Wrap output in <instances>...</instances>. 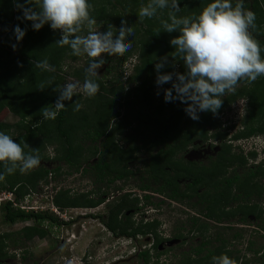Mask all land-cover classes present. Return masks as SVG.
<instances>
[{
  "label": "trees",
  "instance_id": "trees-1",
  "mask_svg": "<svg viewBox=\"0 0 264 264\" xmlns=\"http://www.w3.org/2000/svg\"><path fill=\"white\" fill-rule=\"evenodd\" d=\"M147 2L89 0L93 6L90 15L103 24L102 32L107 31L108 24L114 26L115 32L122 20H126L128 25L135 23L141 4ZM210 2L179 0L181 9L177 15H198ZM232 2L234 5L236 1ZM184 3L189 7L186 8ZM243 3L246 10L256 15V27L250 32L260 44L261 57L264 58V0H253L250 5L248 0ZM198 5L199 8L192 7L191 12L190 7ZM121 7L122 11H119ZM168 11L164 9L160 19H167ZM119 12L125 16L120 17ZM22 16L14 0H0V27L7 34L0 45V131L12 136L17 143H27L30 147L25 148L26 153L38 149L41 161H56L67 167L65 175L90 174L96 183H105L107 187L123 183L118 188L120 193L132 190L129 189L132 186L127 183L137 179L140 181L139 189H133L149 193L142 197L145 205L153 207L154 198L159 196L164 199L162 203H177L196 210L198 217L191 214L187 223L192 225L190 235L200 236L202 242L177 264H212V258L222 254L228 255L235 264H264V208L253 202L255 197L264 199V187L261 184L264 179V161L253 170L245 169L247 158L242 153L233 154V146L228 144L229 133L227 130L219 131L223 126L220 116L239 100L247 99L248 115L240 131L233 135V140L238 142L256 135L264 136V76L251 82L250 86H242L226 94L218 114L201 112L199 120H193L184 111L186 104L179 100L165 101L164 90L171 88V83L162 85L161 90V86L156 84L155 63L161 57L168 56L170 62L169 66L161 70L163 73L186 71L179 57H176V61L172 58L175 49L170 40L178 36L179 32H163L160 19L153 23L152 18H147L148 28L144 29L141 24L136 26L134 35L142 34L145 37L146 34L148 37L137 42L140 45L137 46L140 63L125 83L120 80L119 86L109 90L104 78L98 76L99 91L94 97L74 96L72 101L64 102L65 108L59 111L55 120H43L41 109L46 106L54 108L58 99L54 88L61 83L63 63L66 60L73 64L79 63L86 59V55L74 56L69 46L55 44L62 35L59 30L54 31L46 24L36 31L31 21L18 19ZM16 26L26 32L22 41L15 38ZM157 28L162 31L159 35L155 31ZM12 45H16V48ZM132 54L129 51L117 63L122 66ZM109 56L104 61H109ZM45 59L55 67V72L35 67L36 61ZM89 62L90 59L82 68L72 67L69 75L83 83ZM172 63H175V67L171 66ZM115 70V66H111L107 71L108 76ZM243 82L245 80L239 84ZM41 83L46 88L43 91L38 87ZM158 89L160 97L156 98L159 96ZM77 100L83 105L79 111L73 107ZM125 108L129 110L123 114ZM6 110L19 117L20 122L15 125L3 122L1 115ZM38 121L42 122L38 127H33ZM211 130L215 131L214 134H210ZM199 141L202 145H219L220 151L207 164L191 162L185 157L191 148L197 147ZM53 147H56L55 155L50 158L46 153ZM250 156L257 157L255 153ZM90 159H97V162L90 169H82V165ZM136 162H140L143 168L134 170L132 164ZM62 166L54 171L41 166L21 177L18 169L13 174H7L0 163V173H4V179L0 180V195L11 193L15 196V202L19 203L38 191L41 181L48 185L50 179H54V174L62 175ZM238 168L244 169L241 174ZM96 193L89 191L73 195L71 190L60 189L53 197V205L61 212L67 209H95L105 202L102 197L104 193L99 198H93ZM15 202L8 201L1 206L2 221L11 226L28 221H33L35 225L0 236V261L9 257L6 249L11 245L18 247L22 241L31 242L36 238L43 240L48 237L50 232L46 225H67L55 214L22 210L15 206ZM141 203L138 194L129 192L111 202L105 214L92 217L118 238L136 240L152 237V250L141 252L139 257L144 264H160L159 247L165 242L159 233L162 223L158 219L142 221V224L133 221V215L139 212ZM201 217L206 222H202ZM251 218H254L253 223L258 228L254 232L255 237L263 233L260 237L263 243L256 247L254 240L250 239L242 257L241 251H231L228 245L233 246V242L244 238L245 227L252 226ZM211 230L217 232L208 237L206 234ZM153 252H156V256H153ZM248 253L253 255V259H248Z\"/></svg>",
  "mask_w": 264,
  "mask_h": 264
},
{
  "label": "clouds",
  "instance_id": "clouds-1",
  "mask_svg": "<svg viewBox=\"0 0 264 264\" xmlns=\"http://www.w3.org/2000/svg\"><path fill=\"white\" fill-rule=\"evenodd\" d=\"M14 5L23 13V16L18 19L31 21L36 31L46 24L50 25L54 31L59 30L62 33L61 38L56 40L55 44L60 47L69 46L74 56L87 55L90 58L83 83L69 82L54 88V91L58 93V99L54 108L46 106L41 109L43 120H55L59 111L65 108L64 102L72 101L74 96L94 97L99 91L96 78L99 76L98 70L104 65V55H123L132 47L128 37L133 35V30L126 20L121 21V26L116 28L115 32L112 24L107 25V31L97 30V20L90 15L93 6L89 0H24L23 3L20 0H14ZM164 9H169V11L167 19H160L163 32H179L178 36L170 40V44L175 49L172 55L173 61L179 57L186 71L184 73L178 71L163 73L161 70L169 66L170 62L168 56L161 57L155 63L156 84L162 86L165 83H171V88L164 90L165 101L179 100L186 104L184 111L191 119L198 121L201 112L218 114L223 104L222 98L228 93L235 92L240 81L247 80L251 83L264 76V58L261 57V47L250 32V29L256 27V15L253 11L244 8L243 0H236L234 5L232 0H211L195 16H178L179 0H148L147 4H141L138 17L140 20L159 18L158 11ZM155 31L157 35L162 32L160 28ZM25 35V30L16 26V40L22 41ZM12 47L15 49L16 45ZM171 66L175 67V63ZM35 67L49 72L56 70L47 59L36 61ZM48 83L51 84L52 81L49 80ZM38 87L41 91L46 89L44 83L39 84ZM73 107L75 111H79L83 105L77 100ZM246 107L247 110L243 108L245 114L241 119L242 122L248 115L247 102ZM226 115L228 114L224 113L220 117L224 129L228 133L240 131L242 122L240 124L225 122L222 117ZM41 122L38 121L33 127H38ZM230 137L232 144L229 145L234 146L236 141L233 140V136ZM257 138H262L258 146L254 144L257 143ZM237 145L238 151L248 161L259 158V152L264 155L263 135L238 141ZM29 147L27 143H17L12 136L0 131V163L4 165L7 174H13L17 169L23 174L40 165L41 157L38 149H32L26 153L25 148ZM252 153H255L257 157H251ZM3 179L4 173H0V180ZM52 182L53 180L50 179V184L45 185V189L53 191ZM144 195L139 196L142 202ZM30 196L36 197V192L31 193ZM31 197L30 202L34 206ZM35 200L34 202H38L37 199ZM6 202L8 201H2L0 207ZM52 207L55 206L52 205ZM45 211L47 212V208ZM30 212L35 213V211ZM55 216L59 218V215L55 214ZM212 264H235V262L228 255L222 254L214 256Z\"/></svg>",
  "mask_w": 264,
  "mask_h": 264
},
{
  "label": "rangeland",
  "instance_id": "rangeland-1",
  "mask_svg": "<svg viewBox=\"0 0 264 264\" xmlns=\"http://www.w3.org/2000/svg\"><path fill=\"white\" fill-rule=\"evenodd\" d=\"M248 1L249 5L253 2V0ZM184 5L186 8L189 7L187 3H184ZM192 7H197L198 9L199 5L191 6V12L193 11ZM249 8H251V6H249ZM119 11H122V7L119 8ZM162 12L163 10L158 11L157 16L159 18L154 17L151 19V21L153 23H157V20L161 18ZM116 13L118 12L116 11ZM119 16L124 17L125 15L119 12ZM136 19L137 21L135 23L132 22L129 24V26L133 30V35L129 36V40L132 43V47L130 48V50L126 51L123 55H110L109 61H104L103 67L98 70L99 77L104 78L109 90H111L112 87L116 88L117 86H119L118 83H120V80L125 83L128 77L134 74V68L140 63V55L137 48L139 44L137 42L141 41L143 38L146 39L148 36L146 34L145 37H143L142 34L141 36L134 35L135 29L136 26L138 27L140 26V24L143 25L144 29L148 28V24L146 23L147 18L140 20L139 17H136ZM96 28L97 30H100L102 32L103 24L100 23V21H97ZM6 35L7 34L0 27V45ZM129 51L133 53L132 56L129 57V59H127V61L124 62L122 66H120L117 61L124 58ZM107 55L108 54L104 55V60L107 58ZM89 59L90 58L86 55V59H84L83 61L81 60L79 61V63L76 64H73L70 61L66 60L62 65V72H60L62 80L60 81L61 83L59 86H63L69 82L78 81L77 79L72 78L69 75V72L72 67H84L86 65V61ZM111 66H115L116 70L112 72L111 76H108L107 71L110 69ZM121 75L122 79H120ZM246 85L250 86L251 83L249 84V82L245 80L243 84H238L236 90ZM161 88L162 86L160 87V90ZM157 91L159 92V89ZM159 97L160 95L156 96V98ZM247 101V99H241L237 103H235V106H232L230 109H227L225 113H227L228 115L222 117L224 118L225 122L231 121L233 123L236 122L237 124H240L242 122L241 119L245 114L243 108H247ZM128 110V108L123 109V114H125ZM1 120L11 125H15L20 122V118L13 115L8 110H6L1 115ZM137 126L138 124H136V128ZM224 128L225 127L222 126L219 131L225 132L226 130ZM142 129L145 131L144 128ZM214 132L215 131L211 130L210 134H214ZM234 134L235 131H231L229 133L228 144H232L230 143V136H233ZM261 140L262 138H259L258 141H256L257 143L254 144L258 146V144L261 143ZM120 144L123 145L122 142H120ZM211 144L202 145L199 141L196 144V148H191L187 152V154L185 155L186 159L191 162H202L204 164H207L209 162V159L215 157V155L220 151L219 145L212 147ZM237 144L238 142H235L234 146L232 145L233 154H240V152L236 148L238 146ZM249 145L250 144H248V146ZM55 148L56 147L49 149L46 153V156H50V158L53 157L55 155ZM260 150L261 149H259V151ZM259 154V158L248 161V165L245 169L253 170L255 166L261 164L262 160L264 159V155H261L260 152ZM96 162L97 159H90L89 162H85L82 165V169H90V166L95 164ZM41 166H45L50 170L54 171L56 170V168L62 165H60L56 161H41L40 165L34 169H38ZM62 167V175L54 174V179L52 182L54 190L52 191L51 189H45L46 182L41 181L39 183V187L37 188L38 191H35L36 197L33 196L32 198V203L34 205L45 206V208H47L48 214H55L52 213L51 209L53 205V198H51V196H54L56 191H58L59 189L71 190V193L73 195L86 193L91 190H96V196H93V198H99L103 193H108L110 196H113V194L116 193L115 191H117L118 188L123 185V183H117V185L107 187L105 183H96L94 176L90 174L86 176H82L81 174H74L68 176L65 175V172H67V167ZM132 167L134 170L143 168L140 162L132 164ZM243 170L244 169L242 168H238V173L241 174ZM20 174L22 177L26 173L22 174L20 172ZM261 184L264 187V179L261 181ZM127 185L132 186V188L129 189H137L140 185V181H138L137 179H132L127 183ZM124 193L125 192H122L121 194ZM141 194L149 193H143L140 191L138 196H140ZM35 199H37L38 202H34L36 201ZM112 199L113 198H111V200ZM163 200L164 199H161L159 196H156V198H154L153 200L155 204L153 207H148L147 204L145 205V202H142L140 211L135 215L134 218L137 221L153 220L156 218L160 219L162 226L159 227V233H162L165 239H171V241L166 239V241L169 242L165 241L166 243L160 246L161 250H159V252L162 253L161 257H159L160 264H177L186 255L193 252L194 249L197 248L202 242V238L200 236L190 235L192 225L191 223H187L188 217H190L191 214L196 215L198 217V212L186 205H180L177 203L170 204L168 202L162 203ZM253 202L259 203L264 208V199L260 200L259 198L255 197ZM1 203L2 201L0 200V204ZM157 206L159 208L158 210ZM107 209L108 208H106L105 205H102L95 209H67V225H64L62 227H49L48 225H46L50 233L49 236L45 239L42 240L36 238L31 242L22 241L18 247H14L13 245H11L6 249L9 257L6 260L0 261V264H142L140 262L141 259L136 257V254L140 250V248H149L150 244L153 243L152 237H140L136 240L134 239L133 241H131V239L129 238H118L113 236L98 220L92 217L106 213ZM1 216L2 214L0 207V236H2L3 234L17 233L26 227L35 225L33 221L19 222L16 225L12 226L7 225L2 221ZM200 220L202 222H206L205 218L203 217H201ZM251 222L252 226L245 227V230L243 232L244 238L240 241L233 242V246H230V244L228 245L229 250L231 251H241L242 257L245 254V250L247 249V244H249L250 239L252 241L254 240L256 247H259L263 243V240L260 238L263 233H260L259 236L255 237L254 232L258 228L253 223L255 222L254 218H251ZM215 232L217 231L211 230V232H207L206 235L209 237ZM153 256H156V252L153 253ZM247 256L248 259H253L252 254L248 253Z\"/></svg>",
  "mask_w": 264,
  "mask_h": 264
},
{
  "label": "built area",
  "instance_id": "built-area-1",
  "mask_svg": "<svg viewBox=\"0 0 264 264\" xmlns=\"http://www.w3.org/2000/svg\"><path fill=\"white\" fill-rule=\"evenodd\" d=\"M30 195L27 196L25 198L24 201H20L19 203L15 202V196H13V194H2V197H0L1 201H14L15 206L16 207H20L22 210H26V211H35V213L37 212H44V207L43 206H39V205H31V200H30ZM32 198V197H31ZM53 213H55L56 215H59V219L60 221H64L67 223V211L65 210L64 212L60 211L57 207H52L51 208ZM63 213V214H62Z\"/></svg>",
  "mask_w": 264,
  "mask_h": 264
},
{
  "label": "flooded vegetation",
  "instance_id": "flooded-vegetation-1",
  "mask_svg": "<svg viewBox=\"0 0 264 264\" xmlns=\"http://www.w3.org/2000/svg\"><path fill=\"white\" fill-rule=\"evenodd\" d=\"M113 185H116V184H113ZM91 191H96V190H91ZM89 192V191H88ZM116 193H114L113 194V196H110L108 193L105 195V194H103L102 195V197L105 199V202L102 204V205H105V207L106 208H108L109 209V204H111V202H113V201H115L120 195H123V194H121L120 193V191H119V189L117 190V191H115ZM129 192H135L136 194H139V192H140V190H134V189H132V190H128V192L127 191H125V193L124 194H126V193H129ZM142 192V191H141ZM141 195H143V194H141ZM140 195V196H141ZM111 198H113L112 200H111ZM142 204V203H141ZM101 205V206H102ZM100 207V206H99ZM98 208V207H97ZM140 211V210H139ZM138 213V212H137ZM136 213V214H137ZM105 214V213H104ZM135 214V215H136ZM135 215H133V221H135L137 224H140L143 220H141V221H137L134 217H135ZM96 220H98V219H96ZM154 220V219H153ZM99 221V220H98ZM147 221H151V220H145L144 222H147ZM100 222V221H99ZM101 223V222H100ZM142 224V223H141ZM162 226V225H161ZM162 234V233H161ZM162 237H163V234L161 235ZM116 237V236H115ZM165 239V238H164ZM166 239H168L169 241H171V239H169V238H166ZM166 239H165V241H166ZM169 241H166V242H169ZM166 242H163L162 243V245L163 244H165ZM153 245V243L152 244H150V246H149V248L148 247H145V249H144V251H143V249L142 248H140V250L137 252V254H136V257H138L139 259H140V257H139V254H141V252H145V251H147V250H152V248H151V246ZM159 250H161V247H159ZM154 253V252H153ZM152 253V254H153ZM161 255H162V253H161ZM161 257V256H160ZM142 264H144V262L143 261H140ZM160 263V262H159ZM163 264V263H162Z\"/></svg>",
  "mask_w": 264,
  "mask_h": 264
}]
</instances>
